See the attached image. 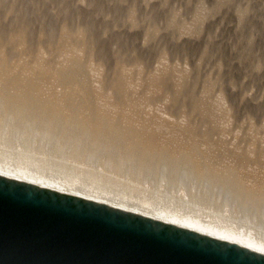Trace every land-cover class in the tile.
<instances>
[{"label":"rangeland","instance_id":"1","mask_svg":"<svg viewBox=\"0 0 264 264\" xmlns=\"http://www.w3.org/2000/svg\"><path fill=\"white\" fill-rule=\"evenodd\" d=\"M1 150L264 226V0H0Z\"/></svg>","mask_w":264,"mask_h":264},{"label":"water","instance_id":"2","mask_svg":"<svg viewBox=\"0 0 264 264\" xmlns=\"http://www.w3.org/2000/svg\"><path fill=\"white\" fill-rule=\"evenodd\" d=\"M0 264H264V255L0 175Z\"/></svg>","mask_w":264,"mask_h":264},{"label":"bare ground","instance_id":"3","mask_svg":"<svg viewBox=\"0 0 264 264\" xmlns=\"http://www.w3.org/2000/svg\"><path fill=\"white\" fill-rule=\"evenodd\" d=\"M5 143L7 144V141ZM17 156V154L12 152L8 153L7 150L0 151V175L84 199H91L100 204L111 205L171 225H178L183 229L216 237L220 241L232 243L264 255V226L251 213L243 214L242 216L241 214L244 212L240 216L237 213L238 217H234L239 203L235 202L228 193H223L221 190L214 193L207 191L209 193H205L206 199L203 207L198 205L200 203L199 200V203L196 204L192 200L178 199L176 198L177 196L175 197L171 194L172 192L163 191L164 193H159L154 189L156 191H154V194L147 195L145 187L142 188L143 186L139 187L137 185L134 186V189H126L124 185L129 182L116 184V178L104 179L97 174L96 168H86V170L79 169V167L65 168L64 166L63 170L60 167L55 171L51 163L39 162L37 159L36 162H33L35 159L32 155H24V158H20V156L18 158ZM183 180H178L177 189L184 190L182 192H185V195L182 194L181 197L186 196L185 198H187L193 191L187 190L188 182L183 183ZM176 192L178 193L179 191ZM198 193L201 195L200 192ZM197 195L194 193L190 197L195 200L198 197ZM214 205H217L216 209H212Z\"/></svg>","mask_w":264,"mask_h":264}]
</instances>
